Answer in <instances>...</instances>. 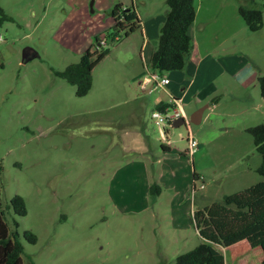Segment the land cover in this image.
Wrapping results in <instances>:
<instances>
[{
    "label": "rangeland",
    "instance_id": "1",
    "mask_svg": "<svg viewBox=\"0 0 264 264\" xmlns=\"http://www.w3.org/2000/svg\"><path fill=\"white\" fill-rule=\"evenodd\" d=\"M165 1L0 0L14 19L0 28V212L11 231L18 223L23 264H175L202 243L193 212L252 182L235 173L261 160L242 123L264 121L258 108L264 107L258 83L264 23L251 32L241 18L239 8L251 0H197L200 20L209 24L195 32V44L213 52L221 73L208 65L199 77L187 69L165 73L170 85L150 92L140 76L150 75L143 66L159 37L154 23L166 16ZM120 3L139 13L146 32L122 33L112 43L111 13ZM258 5L264 16V0ZM93 45L109 53L93 70L90 92L78 97L55 73L78 63ZM242 62L246 76H236ZM212 74H218L213 84L225 99L222 109L245 92L256 112L189 122L200 144L189 155L187 124L167 126L163 139L152 114L172 95L190 121L206 104L187 98L211 92ZM242 77L249 79L245 85ZM229 160L235 167L226 170ZM195 171L200 180L193 192ZM153 185L159 191H151ZM15 196L24 198L26 216L6 210ZM27 231L36 244L26 240Z\"/></svg>",
    "mask_w": 264,
    "mask_h": 264
},
{
    "label": "trees",
    "instance_id": "2",
    "mask_svg": "<svg viewBox=\"0 0 264 264\" xmlns=\"http://www.w3.org/2000/svg\"><path fill=\"white\" fill-rule=\"evenodd\" d=\"M167 11L165 21L159 30V37L152 48L149 71L163 74L184 71L193 50V40L190 29L197 17V0H166ZM239 14L251 32L263 29V11L258 0H251L250 5L241 6ZM114 22L110 38L112 43L142 28V21L137 11L131 7L117 4L112 10ZM8 22H14L0 5V28ZM96 42L100 43L99 38ZM109 49L93 45L76 64L68 66L62 72L55 74L67 81L76 89L78 97L86 96L93 85V70L105 59ZM261 98L264 102V75L258 78ZM219 100L213 98L211 103ZM169 103H160L157 110L163 111ZM253 139L257 153L261 157V164L257 169L262 181L240 192L223 196L220 201L211 203L193 212L194 227L202 239V243L193 250L180 254L175 264H225V256L221 248H229L242 241H247L252 248H261L264 253V121L246 130ZM164 148V147H163ZM3 167L0 164V174ZM194 172V187L199 181ZM159 187L153 185L151 191ZM16 215L26 216L27 205L23 197L15 196L11 206ZM5 211L0 212V264H23L24 246L20 240L18 223L16 230L11 231ZM24 237L32 244H36V235L27 231ZM264 264V260H263Z\"/></svg>",
    "mask_w": 264,
    "mask_h": 264
},
{
    "label": "crops",
    "instance_id": "3",
    "mask_svg": "<svg viewBox=\"0 0 264 264\" xmlns=\"http://www.w3.org/2000/svg\"><path fill=\"white\" fill-rule=\"evenodd\" d=\"M138 16H139V13H138ZM139 18H140V16H139ZM164 21H165V17L162 18V20H161V18L158 19V22L154 23L156 25L157 29L160 30V28L163 25ZM207 23L209 24L208 21H205L203 19L200 20L199 8H197V17H196V20H195L194 24L192 25V27L190 29V35H191L192 40H193V50H192V53H191V55L189 57L188 64H187V67H186L187 70H190L191 75L196 76V77H199V76L202 75V73L204 72V67L206 65H208L207 66L208 71L211 70L214 66L218 67V71H219V66H217L216 59H215L214 56H212V55H214L213 52H211L208 49H207V51L203 52L204 47H202V45H201V47L200 46H196V44H195L196 43L195 32L198 29H200L201 27H203L204 26L203 24H207ZM142 32L143 33L146 32V28L143 26V22H142ZM145 37H146V40L149 41L148 37L147 36H145ZM151 52H152V50H151ZM226 58H228V57H226ZM150 60H151V58H150ZM226 63H228V61H226ZM241 64L242 65L237 67V74H235L236 76L237 75L246 76L247 69L249 67L245 66L243 64V62ZM149 65H150V63L146 64L145 66H143V69L145 70L146 67H149ZM229 65H230V63L227 66H229ZM218 73H221V72L219 71ZM141 74L142 75L140 76V78L146 76L145 72H142ZM214 75L215 74H212L211 77L209 76V78H208V80L211 82V85H212V91L211 92H207V93H203V94L199 95V91H198L197 94L194 95L195 98H192V97H188L187 98L188 99L187 102H189V103H192L193 101L197 102V100L199 99V101H198V105L199 106L198 107H200V106H202L204 104H206L208 106L206 108L204 114H203L201 123H203V121H205L206 119L211 121V117H214V116H217V117L218 116H226V115L227 116H235V115L241 114V115H243V117H245V116H247L249 114L252 115L253 112H256V110L252 106L250 95H247V93H245V92L243 93L245 97L237 98V99L234 98V103L233 104L228 105L226 110L222 109L223 108L222 102L225 101V99L223 98V95H221V94L217 95L216 94L217 92H216V88H215V86L213 84V79L218 74L215 75V76ZM238 80L243 82L244 85L247 83V81H249V79L243 78V77L238 79ZM216 97H219V100H217L214 103H211V100L213 98H216ZM164 103H169V102H164ZM262 106L263 105L260 104L258 108L259 109L264 108ZM198 107H197V109H198ZM156 108H157V106H156ZM208 110L211 111V114L209 116L208 115L205 116L206 111H208ZM246 123H242V126H244L243 130L247 134L246 130L248 128H250L251 126H247ZM233 128L234 127H229V129L226 130V132H230V130L232 132ZM237 141H240V140L237 139L236 142ZM163 147H164L165 152L166 151L169 152L168 151V149H170L169 147H167V146H163ZM195 153H196V151L194 152V154ZM244 158H246V157H241V158L239 157V158H237V160L239 162L240 160H244ZM260 164H261V160L259 162H255L254 166L253 165H251V166H247L246 165L244 168L240 169V172L235 173V175L237 177V180H240V179H243V178L252 179V182H250L249 186H247L246 188H244L242 190H245V189L249 188L250 186H253V185H255V184H257V183L262 181V177L257 172V169L260 166ZM234 167H235V161L231 162L229 160L227 162V165H226V170H231ZM171 174L175 175V173H171ZM253 174H257L259 177H255V176L253 177ZM193 185H194V173H193ZM193 192H194V190H193ZM225 195H229V194H225ZM221 250H223L224 252L225 251L230 252V256L229 257H228V255L225 256V264H256V263L257 264H263L264 253H263L262 249L261 248H252L247 241H242V242H240L238 244H235V245H233V246H231L229 248H225V249L221 248Z\"/></svg>",
    "mask_w": 264,
    "mask_h": 264
},
{
    "label": "built area",
    "instance_id": "4",
    "mask_svg": "<svg viewBox=\"0 0 264 264\" xmlns=\"http://www.w3.org/2000/svg\"><path fill=\"white\" fill-rule=\"evenodd\" d=\"M149 76H145L144 80L141 82L142 88L146 90L148 87H153L150 92L158 89V88H165L170 84L169 79L165 77H161L158 73H152L149 72ZM171 99L169 101V106L166 107L163 111L160 110H155L152 114V120L155 123V125L160 129L163 135V139H167V134H166V127L167 126H172L178 121L179 119H184L185 124H187L188 127V143H189V150L188 153L189 155H193L194 152L198 149L199 143L195 139L192 129L190 126V121L187 117V114L184 110L183 103L182 101L174 97L172 95Z\"/></svg>",
    "mask_w": 264,
    "mask_h": 264
},
{
    "label": "water",
    "instance_id": "5",
    "mask_svg": "<svg viewBox=\"0 0 264 264\" xmlns=\"http://www.w3.org/2000/svg\"><path fill=\"white\" fill-rule=\"evenodd\" d=\"M208 106L206 105L205 107L201 108L200 110L196 111L190 118V123L194 125H199L202 121L203 114ZM185 120L184 119H179L176 121L174 124V127H180L182 125H185Z\"/></svg>",
    "mask_w": 264,
    "mask_h": 264
}]
</instances>
